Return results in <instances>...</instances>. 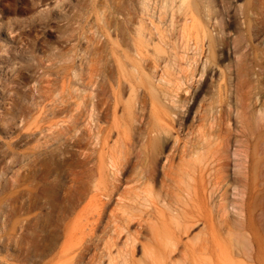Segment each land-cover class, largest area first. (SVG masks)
Here are the masks:
<instances>
[{"label":"rangeland","instance_id":"obj_1","mask_svg":"<svg viewBox=\"0 0 264 264\" xmlns=\"http://www.w3.org/2000/svg\"><path fill=\"white\" fill-rule=\"evenodd\" d=\"M154 1L153 4H151V0H147L146 3H151L145 4L144 0H0V264H88V258H85L78 263H76V261L73 262V256H75L74 251L77 248V245H75L74 242L67 243L66 236L73 235L76 232L75 226H77V218L75 214L71 216L65 211V198L68 195V191L72 190L71 200L73 204L77 202L79 195H81L91 182L90 172L88 171L90 165H93L95 162V164L98 165L101 157L106 159L107 162L109 161L110 156H114L115 158L117 156V159L123 158L122 152L124 155L125 150L128 154L130 153V148L132 153H130L131 157L129 154L127 156L134 161L140 159L141 162L143 161V164L145 163L146 165H141L140 160L139 163L133 161L136 166L139 165L136 167L130 160L135 167L132 166L134 170L131 168L130 173L132 174L127 173L125 175V182L122 184L121 190L129 189L132 186L138 190L136 192L146 191V189L139 183L133 184V182H130V179L136 175L137 169L139 171L138 175L140 173L142 174V172L146 174L145 169L148 168L147 164L153 161L156 163V171H158L156 172L158 175L155 173L156 182L157 184H160L162 180L161 178L163 177L162 165L163 163H166V159H164V156L166 155H170L171 158L172 156L174 157L172 158V163L174 162V166L172 165V172L178 173L176 171L179 168L178 171L182 172L180 175L184 176V173L187 170L193 168L192 171H190L193 172L196 170L195 174L198 176L199 183H201L199 169L204 166L205 171L203 170V173L205 174V181L202 183L205 184L210 191L213 188V186H211L213 176L210 173L213 167L212 162L215 161L214 158L217 156L219 157V154L222 152L223 154H220V162L223 161L222 159L226 162L222 163H225V167L227 166L226 168L224 167V175H227V180L225 182L228 184L226 185V183H223L224 186L221 185L222 187L219 189L225 197V202L224 197H221L223 198V201L222 199H217L218 203H216V205L219 206L220 201L221 206L228 205L226 213L228 218L226 217V219L232 223L237 220V212L232 207L236 206L237 208L240 206V198L238 196L239 189L236 185L240 188L243 181V175L240 172L241 169L239 168L237 156H239V153L243 148L244 151L247 149V143L251 146L252 150L257 139L260 144L263 139V136L259 137L256 136V134H250L251 129L256 128L257 125L264 126V115H257V117L255 116V112L252 114L251 107L247 108L250 101L246 100L245 94H249L247 97H254L256 94H259L261 100L258 102V107L264 108V0H210L212 4L209 0H197L198 4L200 3L199 7L200 10L202 9L203 14L196 18V26L198 27L200 23L203 24L204 21L208 30V37L203 40V43H206V53L208 54V41L213 38L215 40L212 41L221 43L222 46L226 43V46L224 45L225 48H223L224 46H219L220 53H215V61L214 58L213 61L215 64L214 69L216 70H208L207 73L204 72L203 76L198 74L200 76H196L193 80L192 84L194 85L191 87L193 89L185 91L188 93L182 92L184 96L180 93L179 95H182V98L181 96L179 97V95L177 98L178 101L180 100L178 103L179 110L182 111V114L184 111L185 114V117L182 116V120L180 121H182V124L184 125H190L189 127H192L191 130L194 132L190 134L187 141H196L201 137H207L210 141L207 142L210 145V148L208 147L210 150V152L208 151V154L210 156L207 154L203 163L192 158L193 156L191 157L193 161H189V159L187 160L186 157H184L186 160L183 158L184 162L186 161L185 167L188 165L191 166L187 167L189 169H185L184 166L182 168L180 165H184L181 161L183 159L180 160V156H174L176 155L174 151L170 152V150H176V139H180V144L187 139L183 133L179 132L180 129L178 124H176V122L166 121L167 128L171 131L168 135H165L164 140L162 139V142L159 144L160 154H155V150L151 146L152 135L149 133L151 124L148 122L151 119L147 118L150 117V109L152 108L150 100L147 99L148 104L145 106V108L147 107L148 109L144 108L143 112H141L142 110L140 109L142 108L139 109L136 104V113L134 110V114L129 117L125 110L127 105L125 103L131 99V91L128 85L129 80L123 77L125 89L124 87L123 89H118L117 82L114 80V78L118 79L119 72H131L132 77H129L128 75L127 77L131 78L132 82H138L137 72L150 71L147 67H142L139 71L135 70V72L137 71L136 73L134 72V69H131L133 63L132 60H138L139 58L135 53V48H132L133 46L135 47L134 39H136V34L134 33L135 31H131V29H135V27H138V25L141 24H149V20L150 18L152 19L153 16H156V21L158 20L156 19V11H158L157 7H161V4L165 0L162 2L161 0H157V2ZM142 2L144 4H142ZM158 2L160 4H158ZM206 2L208 4H206ZM154 3L157 5L156 7ZM174 4V9L176 10L175 0ZM123 5L124 7H122ZM143 5L145 7L148 5L147 9H145V7L143 8ZM149 7H151V9H148ZM101 8L103 9L100 10ZM210 8L214 11H211ZM113 9H115L114 12ZM143 9L147 10L145 13L148 12L146 14L144 13V18L146 17L145 19H148V21L143 18L142 15L144 14L141 15L142 11L144 12ZM166 9L168 14L165 13V17L169 15L171 10L170 8ZM203 9L204 11L206 10V14ZM148 10H153L151 11L152 14L149 13L150 11ZM154 10H156L155 15H153ZM115 11L117 13H115ZM104 12H106L107 15H105L106 13ZM131 13L132 15H130ZM174 13L176 16V12ZM150 15L153 16L151 17ZM206 15L212 19L209 17L207 18ZM135 16L137 18L136 20H139L138 25H136L138 22L134 21ZM169 16L168 17L171 19V15ZM204 16H206V18ZM131 17L134 19L133 21L135 23L129 20ZM169 18L167 20H165V18L164 21H160L159 24L158 20L157 25L162 27V29L165 27L171 29L172 27L169 25L172 23L168 22V20L170 21ZM102 19L103 22L101 21ZM106 19H108L109 24ZM174 19L176 21V17ZM207 19L209 21H207ZM152 20H154V18ZM105 21L108 26H110V23H113V25L111 24L113 28L108 30ZM119 21H121L123 27L125 25L126 28H122V25H119ZM165 21L166 23H164ZM175 21H172L174 22L172 26L175 28H172L174 29L173 31L176 30ZM167 22L169 24H167ZM181 22L182 20L180 22L178 21V24L180 23L178 26H182L181 24H183V22ZM208 23L209 25H207ZM119 26H121L122 32H120L121 30ZM112 29H114V31ZM123 29H125V31ZM124 32L129 33L130 35L127 34V36H125L126 33ZM190 32L193 34L191 37L194 39V36L197 35L196 28L192 27ZM172 33L174 34V37H176V32ZM102 34H108V40L102 45H99L97 44V39H99ZM165 34L167 35L166 31ZM98 35L100 36L96 38ZM129 36L133 41L128 38ZM102 37L104 38V36ZM174 37L172 39H174ZM126 38L131 42L127 41ZM121 39L122 42L124 40L126 44L124 42L123 44L120 41ZM167 39L169 43L176 41H171L172 39L170 40L168 37ZM94 41L95 43H92ZM171 43L170 47H174L173 49L176 50V45ZM192 43L193 41L191 44ZM141 48L144 57L151 62L155 57L153 46L150 45L147 48L141 46ZM175 50L170 51L169 48L168 51L171 52L169 55L172 54L176 58ZM94 51H96L95 53H97L98 56ZM112 51H114L117 56L114 55L115 53ZM121 51H123L122 53L124 55ZM178 51L181 50L177 48V54L179 57V59H177L178 61L176 59L172 60H175V64L180 67V64L182 63H178L181 58L179 54L183 53L184 55L185 51L183 49L182 53H179ZM183 55L181 56L185 59L186 56L184 55L185 57H183ZM108 56L110 59H108ZM123 58L125 59L123 60ZM183 59L181 62L183 61L184 63L186 61L185 63H187V58L185 61ZM203 60L205 61V58ZM96 63H100V67ZM111 63L113 65H111ZM184 64L182 66L186 65ZM142 66H144L143 60ZM178 66L173 67L175 68L174 70H176ZM179 67L174 73L173 68L171 67L172 71L170 73H180V75H176L184 77L186 75L190 77L193 75V71L191 70L193 67H191V69H189L190 67L187 68L188 66L185 68L182 67V69ZM179 69L181 70L177 72ZM94 70L96 72L99 71L101 74L99 75L100 78H98V86L101 88L100 91H102V88L103 90L106 88V95H110L113 90L118 95L119 104L115 106L112 99V101H110L112 105L111 109L115 108L116 110L113 109V111L110 109L109 116L107 115L100 119L101 123L102 121L104 122L103 119L107 118V120H105L104 123L102 122L101 125H103V127H112V131L109 134L104 132L100 135L99 145L93 146L87 143L86 140L83 141L86 143L82 142V148H89V153L92 155L90 158L92 163L86 165L82 163L83 156H81V148L73 146L74 139L72 137L74 136L75 130L71 131V129H80L77 135L81 133V130L84 134L88 133V127L86 125L87 121L85 120L84 122V119L86 118L85 108L89 106V101L85 99L87 106H84L81 102L83 100L81 97L84 94L83 89H85L84 87L87 89L88 83H85L87 81L82 80L80 72H95ZM189 70L190 74H187ZM186 71L187 73L185 74ZM112 74H117V77L113 75L114 77L112 76L113 78H111ZM103 76L105 78H103ZM152 77L156 87H159V90L162 89L164 87V82L161 81V85H159L157 78L155 79L158 82L154 79L153 75ZM172 77H174V75ZM101 82H107L110 86L108 85L107 87V84H105L104 88V84H99ZM219 84H223L224 88L228 91L229 102L231 104V110L229 111L231 112V114H229L231 127L229 128L231 129V133H229L230 135L227 134L225 127L222 129L221 137H223V142L219 140L221 137L218 136L219 132L217 131V133L215 130L217 127L211 128L209 127L210 124L208 122H200L196 120L195 117L196 111L200 110L201 103L208 105L213 102L212 97H216V94L213 95V93L217 92L216 89H218ZM141 90L142 89H139L140 92ZM123 93L125 94L124 97ZM188 96L193 99L189 105L186 103V98L189 99ZM79 98H81V100ZM162 99L164 100L163 96ZM77 103H80V105ZM181 103L186 105V107L181 109L180 105L182 107L184 106ZM75 107H78V110ZM140 113L143 114L141 115ZM132 117V120L137 119V123L135 120L131 123L132 120L130 118ZM144 118L145 120L147 119L148 122L145 121ZM57 121L59 124H57ZM63 121L65 122L63 123ZM144 124L147 125L145 126ZM135 125L137 127H135ZM141 129L146 131L139 133V130ZM175 131L176 134L174 133ZM186 132H188V130ZM143 133L147 135H144L146 138L143 136ZM204 133L207 135L210 133V135L206 136ZM141 135L144 139L140 138ZM215 137L216 139H214ZM167 140L168 142H166ZM218 140L221 142V145H219V147L221 146V152H217V154L213 152V150L217 149L215 147H218ZM242 141H244V144ZM245 141H247L246 144ZM121 143H123V145L125 144L126 149L125 146H123L124 148L122 147L123 149H120L122 146ZM129 143L132 144L131 147ZM211 143L214 146L213 150H211ZM243 145H245V147ZM127 146L130 148L128 149ZM115 149L119 157L117 154L116 156L111 155L115 153ZM140 153H142V156L139 155ZM214 154L217 155L215 156ZM235 154L237 155L235 156ZM211 155L213 160L210 161V158L212 159ZM176 157H179V159ZM146 158H149L147 162H145ZM194 159L197 164L194 162ZM178 160H180L182 164L179 163ZM239 160H241L240 156ZM175 163H179L180 165ZM110 169L109 165L108 167L106 165L105 173L107 179L111 178L109 177L112 174ZM97 171L98 168L96 167V171L94 172L96 179L98 178ZM138 175L135 177H138ZM174 176H176V174ZM255 176H257L255 183L258 184L257 188L254 189V193L257 197L251 201V206L256 208L253 214H259L260 208L264 205L262 199L264 188L262 180L263 175L257 173ZM145 178L146 177H144V180ZM144 180L141 179V182ZM184 180H187V178L185 177ZM142 183L144 184V182ZM181 185L184 189L185 185L183 183H181ZM232 185L233 188H231ZM153 186L154 188L157 187H155L154 183ZM139 188H141V190ZM135 189H133V191ZM182 197L180 203L181 207L182 205L183 207L185 206V202L193 203L184 192ZM206 202L205 209L213 211L212 215L214 216V219H216L221 207L219 206V209L211 208V201ZM112 207L114 208L115 204H112L111 208ZM120 210L117 212L121 213L122 211ZM251 225L252 232L255 233L257 237L255 251L258 252V241L264 240V223L259 221L257 215L255 219H253ZM200 227L202 228L201 221L195 223V226L191 228L193 231H190L191 229L189 230V235H183L182 233L176 236V233H174L171 234L173 235L171 236L168 232L162 233L159 238L161 250L168 252L171 249L169 239L170 237L174 238L178 243L177 244L174 241L175 246L179 245L180 248L177 246L174 247L177 249L171 254V256L175 257L173 259H176L177 261L178 259L182 260L184 257L182 258V256H179L177 253L184 251L186 245L192 244L193 237L200 235ZM133 229L132 231H134ZM188 232L185 234H188ZM215 236L211 238L209 244L210 253L208 254V257L213 264H235L240 262V259H236L237 261L231 260L226 254L227 247L229 248L231 241L229 242L224 234L221 235L222 237L219 235ZM217 238H219V242H217ZM122 243L120 247H123ZM122 247L120 249H122ZM263 249L264 244H262L259 251V260L256 261L255 264H264ZM140 255L139 252H136L135 254L136 258ZM180 262L182 263L183 260ZM192 262L195 263L194 259L191 255H188L187 259L186 257L184 258L182 264H190Z\"/></svg>","mask_w":264,"mask_h":264},{"label":"bare ground","instance_id":"obj_2","mask_svg":"<svg viewBox=\"0 0 264 264\" xmlns=\"http://www.w3.org/2000/svg\"><path fill=\"white\" fill-rule=\"evenodd\" d=\"M144 1H145V4H148L151 2H152L151 4H153L154 0L153 1L151 0V2H148V3H146L147 0H144ZM148 1H150V0H148ZM162 1H164V0H161V2ZM175 1H176V10L174 9V5H175L174 0H170V1L165 0L164 1L165 3L163 2L161 4V7H159V6L157 7L158 11H156L157 9L155 8L157 5H155V3H154L155 7L153 5V7L156 9V10H154L153 15H155V11H156V13H157L156 19L159 20V21L157 20L158 24L160 23V21H162V20L164 21L165 18H166L165 20H167L170 17L169 15H171V19L169 18L170 21L168 20V22L169 23L171 22L172 24H170L169 26L174 28L172 26L174 22H172V21L173 20L175 21L174 18L176 17V21H175L176 22V30L175 31H173L175 28L174 29H172V28L167 29V27H165V28L163 27L164 29H162V27L157 25V21L155 20L156 16L154 17L153 15H150V16L151 17L153 16L154 20H152L153 18L151 19L148 16L150 18V20H149L150 23L148 22L149 24L138 25L139 20L138 21L136 20L137 19L136 16L134 17L135 20L132 17H131L132 19L131 18L129 19L130 21L134 20V21L138 22L136 24V25H138V27H135V29L134 28L131 29V27H130L131 31L134 30L135 31L134 33L136 34L135 35L136 39H134L135 40V47L134 46L132 47V48H135L134 50L136 52L135 51H133V52H135L136 55L139 57L138 60H132L133 63H132V65L130 64L132 66L131 69L132 70L134 69V72H135V70L139 71V69H142V67H145V68L147 67L150 71H148V72H137L136 71L138 73V75H137L138 82H135V81L132 82L131 78L127 77V75L129 77H132L131 72H119L120 74L118 76V79L116 78L117 79L116 80L114 78V80H115V82H117L116 84H117L118 89H123V87H124L123 77L129 80V81L128 80L127 81H128L129 89L131 91V99L127 103H125V104H127L125 110L128 113L129 117H131V115L134 114V110L136 113V110H137V107L135 109L136 104L138 105L139 109L142 108L140 110H142L141 112H143L145 106H147V104H148L147 99L150 100V102L152 104V108L150 109V117H147V118L148 119L150 118L151 120L149 122L147 119L145 120V118H144V120L147 121L149 124H151L149 133L152 135L151 136V140H152L151 146L155 150V154H160L159 144L162 142V139L164 140L165 135H168L171 131L169 128H167V125H166L167 124L166 121L168 120L170 122H176V124H178L179 129H180L179 132L183 133L184 136L187 138L181 144L179 142L180 139H176L175 140L176 150H170V152L174 151V153H176V155H174V154L173 155L174 156H180V160L183 159L184 157H186L187 160L189 159V161H193L191 159V157L193 156L192 158H195L199 162L203 163L204 160L206 159L205 156L207 157L208 151L210 152V150H209L210 145L207 143L209 141V139H207V137H206V136H209L210 133L208 135L206 133H204V135L206 134V136H205L206 138L201 137L196 141L195 140L194 141H192V140L187 141L188 138L190 137V134L194 133V132H193V130H191L192 127H189L190 125L189 126H187L188 124L184 125V124H182V121H180V120H182V116L185 117V114H184V111L182 114L181 113L182 111L179 110L180 108H179L178 103L180 102V100L178 101L177 98H178V95L180 93H182V92L184 93L185 91H189L190 89H193V88H191L192 85H194L192 83H193V80L196 76L197 77L200 76L198 74H201V76H203L204 72L207 73L208 70L212 71V69L215 68L214 67V65H215L214 64V61H215L214 56H215V53H220L219 49L222 45H221V43H216V42L212 41V40H215L213 38L212 40L208 41L209 43L207 44L208 45V54H207L206 53L207 49L205 48L206 43H203V40L206 37H208L207 26L204 23V21H203V24L200 23L198 27L196 26V21H197L196 18L198 16H202V14H203L202 9L200 10V7H199L200 3L198 4L197 0H178V1L175 0ZM154 2H157V0H155ZM210 3H211V1H210ZM142 4H144V3L142 2ZM158 4H160V3L158 2ZM206 4H208V3L206 2ZM146 6L148 7V5H146ZM122 7H124V5ZM144 7L145 6L143 5V8ZM147 7H145V9H147ZM209 7H211V6H209ZM81 8H83V7H81ZM85 8H87V7H85ZM99 8H100V6H99ZM166 8L171 9V10L169 9L170 13L168 15L169 17L167 16L168 18L165 17V13L168 14ZM102 9L103 8H101L100 10H102ZM145 9H143L144 12L143 11H142V13L140 12L141 15L144 14L145 11H147ZM148 9H151V7H149ZM114 10L115 9H113V12H114ZM210 10H211V8H210ZM148 11H150L149 13H151V11H153V10H148ZM203 11H204V9H203ZM211 11H214V10H211ZM106 12H104V13H106ZM174 12H176V16H175ZM110 13H108V14H110ZM115 13H117V12L115 11ZM146 13H148V12H146ZM204 13L206 14V10L204 11ZM81 14H83V13H81ZM145 14L142 15L143 18L145 16ZM105 15H107V13ZM130 15H132V13ZM108 16H110V15H108ZM111 16H112V14H111ZM206 16H204V17L206 18ZM208 17L209 16H207V18ZM178 18H179V20H178ZM209 18H211V17H209ZM126 19H128V18H126ZM106 20L108 21V19H106ZM181 20H182L183 24H181L182 26H178L180 24V23L178 24V21L180 22ZM101 21L103 22V19ZM146 21H148V19ZM207 21H209V20L207 19ZM122 22H123V20H122ZM168 22H167V24H169ZM119 23H120L119 25H122V28H126L125 25L123 27V24L121 23V21H119ZM164 23H166V21ZM209 23L207 25H209ZM105 24H106V21H105ZM108 24H109V21H108ZM108 24H106L108 30L113 28V26H111V24L113 25V23H110V26H108ZM115 25H116V23H115ZM130 25H131V23H130ZM132 26H133V24H132ZM119 27L121 30V26H119ZM119 27H118V29H119ZM192 27H195L197 30V33H196L197 35L194 36V39L191 37L193 34L190 32ZM114 29H116V28H114ZM114 29H112V30L114 31ZM123 30L125 31V29H123ZM165 31H166L167 35L165 34ZM120 32H122V30ZM172 32H176L175 33L176 37H174V34ZM212 32H213V30H212ZM124 33H126V32H124ZM124 33H123V35H124ZM112 34H113V32H112ZM114 34H115V32H114ZM127 34L130 35L129 33H126L125 36H127ZM210 35H211V33H210ZM99 36L100 35H98L96 38H98ZM102 36H104V38ZM107 36H108V34L107 35L102 34L99 37V39H97L98 40L97 44L102 45L105 41L108 40ZM172 36L174 37V39H172L173 38ZM167 37L170 40L172 39L171 41L176 40L173 43L170 42L171 44L176 45V50L173 49L174 47H172V48L170 47L171 45H170ZM128 38L132 40V38L130 36ZM128 38H126V40ZM114 39H116V38H114ZM120 41L122 42V39ZM127 41L131 42L130 40H127ZM192 41H193V43L191 44ZM123 42H124V40H123ZM219 42H220V39H219ZM92 43H95V41ZM225 44L226 43H224V45ZM150 45H152L154 48V56H155L154 59L151 60V62L149 61V59L144 57V55L142 54L143 52H142V48H141V46L144 48H147ZM225 46L223 48H225ZM127 48H128V46H127ZM169 48H170V51L175 50L176 58L172 54L169 55V53H171L168 51ZM177 48H179L181 50V51H178L179 53H182V49H183L185 51L184 55L186 56L185 57L183 55V53L179 54L181 58H180V62H178V63L179 64L182 63V64H180L181 69H182V67L185 68L187 66H188L187 68L190 67L189 69H191V67H193L191 69L193 71V75H191V77L187 76V75L185 77L184 76H177V75H180V73L177 74L176 72L175 73L177 75L170 73L172 71L171 67L173 68L175 66H178L177 64H175L176 63L175 60H172V59H176V60L179 59L178 54H177ZM93 49H94V46H93ZM96 50H98V49H96ZM95 52L96 51H94V53ZM112 52H114V51H112ZM122 52L123 51H121V53ZM95 54L97 55V53H95ZM114 55H116V53ZM181 55H183V57H185V59H183ZM124 57H126V56H124ZM186 58H187V63H185ZM204 58H205V61L203 60ZM213 58H214V61H213ZM101 59H103V58H101ZM108 59H110L109 56H108ZM124 59L125 58H123V60ZM182 59L185 61L184 63L186 65L183 63V61L181 62ZM142 60H143L144 66H142ZM100 61H102V60H100ZM108 62H109V60H108ZM145 63H146V66H145ZM96 64L100 67V65H99L100 63H96ZM183 64L185 66H182ZM111 65H113V64L111 63ZM178 67L176 68V70L178 69ZM105 69H106V67H105ZM174 69L175 68H173V73H174V71H176ZM181 69H179L177 72H179ZM185 70H183V71H185ZM214 70H216V69H214ZM186 73H187V71L185 72V74ZM80 74H81L82 80L87 81L85 83H88V86H89V88L87 86V89H86V87H84L85 89H83V87H82V89L84 91V94L82 93L83 94L82 97L80 95H78L83 99L81 102L84 104V106L86 105L85 99L89 101V103H88L89 106L86 105L88 109L85 108L86 109V118L84 119V122H85V120L87 121L86 125L88 127V133L84 134L81 130V133L77 135V133L80 131V129H71V131L75 130L74 136L72 137L74 139V141H73L74 145L73 146H78L81 148V150H82L81 156H83V159L81 158L82 163L87 165V164L92 163V160H90L92 155L89 153V151H90L89 148H82V142L84 140H86L87 143H89L93 146L99 145L100 135L104 132H107L109 134L112 131V127H110V128L109 127H103V125H101L103 121L100 123V119L103 117H106L107 115L109 116V112H110V109L112 106L110 101H112V99H113V103L115 104V106H117L119 104V98H118V95L113 90H112V93L110 95H106L107 91L105 93V90H106L105 84H107V82L99 83V84H104V86L103 85L102 86L105 88V90H103V88H102V91L104 93L102 91H100L101 88H100V86H98V81H99L98 78H100L99 75H101V74L99 71L98 72H96V71L95 72H80ZM187 74H190V70L188 71ZM113 75L117 77V74L116 75L112 74L111 78L114 77ZM152 75L154 76V79L157 78V80L159 81V85H161V81L164 82L163 83L164 87L162 89H160L161 91L158 89L159 87H156V85L154 84V82L152 80L153 79ZM173 75H174V77H172ZM103 78H105V77L103 76ZM195 80H197V79H195ZM104 81H106V80H104ZM108 85L109 84H107V87H108ZM216 86H217V84H216ZM124 89H125V87H124ZM139 89H142L141 92L139 91ZM216 90H217V92L213 93V95L216 94V97L215 96H214V98L212 97L213 102H211L208 105H205V103H201L200 104V110L196 111L195 117H196V120H198L200 122L201 121L208 122L210 124L209 127H211V128L217 127L215 130H216V132L217 131L219 132L218 136L221 137V131H222V129H224V127L226 129L227 134L231 133L230 119H229V114H231V112H229L231 110V104L229 102L228 91L224 88L223 84L222 85L219 84L218 89H216ZM191 91H193V90H191ZM195 91H197V90H195ZM185 93H188V92H185ZM124 95L125 94L123 93V97H124ZM245 95H246L245 96L246 100L250 101V103L247 105V108L251 107L252 114H254V112H255V114H256L255 116L264 115V108L258 107V102L261 100V96L259 94H256L254 97H249V96L247 97V95H249V94H245ZM162 96L164 97V100L162 99ZM180 96L182 98V95H179V97ZM183 96H184V94H183ZM192 96H193V94H192ZM81 98H79V99L81 100ZM188 98H189V96H188ZM186 100H187L186 101L187 105L190 104L191 100L193 101L192 98H189V99L186 98ZM201 102H203V101H201ZM77 104L80 105V103H77ZM181 104H183V103H181ZM79 105H77V106H79ZM149 106H150V104H149ZM180 107L182 109V108H185L186 105H184L183 107L180 105ZM113 109H115V108H113ZM113 109H111V110H113ZM145 113H144V115H145ZM140 114L142 115L143 113H140ZM136 117H137V115H136ZM257 117H256V119L258 121ZM123 118H124V116H123ZM130 119L132 120L133 117ZM103 120L105 122V120H107V118H105ZM134 120H132L131 123H133ZM179 121H180V123H179ZM64 122L65 121H63V123ZM55 123H54V125H55ZM136 123H137V121H136ZM144 123H146V122H144ZM57 124H59L58 121H57ZM122 127H123V125H122ZM135 127H137V126L135 125ZM146 129H147V127H146ZM141 130H139V133L146 131V130H142V131ZM187 130H188V132H186ZM131 133H133V132H131ZM174 133L176 134V131ZM128 134H130V133H128ZM202 134H203V132H202ZM250 134H252V135L256 134V136H259V137L263 136V139H262L261 144L259 143V140L257 139L256 143L253 145L252 150H251V146L247 143V141H245V144L247 143V145H246L247 149L244 151L243 150L244 148H243L241 150L242 153L241 152H240L241 154L239 153L241 160H239V156H237L238 157L237 160L239 161V168L241 169L240 172L243 175V177H242L243 181L241 183L242 185L240 188H239V186L236 185V187H238V189H239L238 196L240 198V204H239L240 206L236 208V206H235L236 204H235L234 205L235 207H232L237 212V217H238L237 220L234 221L235 223L229 222L226 219V217H227L226 213H227L228 205L227 206H221L220 205L221 201L219 203V206L221 207L220 209L218 208L219 206L216 205V203H218L217 199H222V201H223V198H221V197H224V195H222V193H221L222 191L219 189H220V187H222L221 185H223V183H226L225 181L227 180L226 179L227 175L226 174H225L226 176L224 175V167H225L226 162L224 161V159H222L223 160L222 162H225V163L220 162L221 161L220 154H223V153L221 152V149H220L221 146L219 147V145H221V142H223V140H222L223 137H221V139L218 138L219 140H221V142H219V140H218L219 144L218 145L216 144L218 146V147H215V148H217L216 150H213L214 146L211 143V145H212L211 150H213V152H215V153H217V152L218 153L221 152V153L219 154V157L218 156L215 157L218 153L214 154L215 155L214 156L215 161L212 162L213 167H212V170L210 172L213 176V179L211 181L212 182L211 186H213V188L210 191H209V188H207L206 185L202 183L205 181V174L203 173L204 166H202L199 169V176L201 179V183H199L198 176L195 174L196 170L191 172L193 168L190 169L191 171L187 170L185 172V170H184V172H185L184 176L187 178V180H184L185 177L180 175V173H182V172L178 171L179 168L177 169V171L175 170L176 167H175V169H173L174 171H176L178 173L172 172V165L174 163V162L172 163V158H174V157L172 156V158H171L170 155L164 156L165 157L164 159H166V163H163V165H162V168H163V170H162L163 175L162 176L163 177L161 176L162 180H161L160 184L158 183L159 185L157 184L156 177H155V173L158 172V171H156V166H155L156 163H154L152 161L151 163L147 164L148 170L145 169V167H144V169L146 170V174L142 172V174L140 173L141 175L140 174L138 175L139 171L136 168L137 169L136 175H138V177H135L136 176L135 175L134 177H132L130 179V182H133V184L139 183L140 185H142L146 189V191L144 190V191L136 192L138 190L132 186L129 189H123L122 188L123 190H121L122 184H124V182H125V178H126L125 175L127 173H130L132 166L133 167L136 166L134 162L139 163V160H140V159L139 160L136 159L138 161H134L127 156L129 154V156L131 157V155H130V153H131L130 149L131 148L130 147L132 144L129 143L130 147H128L129 145L127 146L128 149L130 148L129 149L130 153L127 154L126 151L124 150L125 154L123 155V152H122L123 158L117 159L116 149H115V153L111 154V155H115L116 158L114 156H110V158H109V156H108L109 161L107 162L106 159L101 157L98 165H96L95 164L96 162H95V163H93V165H90L88 167L89 168L88 171L90 172L91 182L84 189V191L81 193V195H79L77 202H75L73 204V202L71 200V191L72 190L68 191V195L65 198V203H64L65 211L67 212L68 215H71V216L75 214L76 218H77V226H75L76 232L73 235H67L66 236L67 237L66 238L67 243L74 242L75 245H77V248L74 251L75 256H73V262L76 261V263H78V262L82 261L83 259L88 258V264H104V263H106V264H182L184 262V258L186 257V259H187V256L191 255L192 258L194 259L195 263L192 262L190 264H213V262L208 257V254L210 253L209 244L211 242V238H213V236H215V235L221 236L224 234L227 237V240L229 242L231 241V245L229 246V248L227 247V250H226L227 256L231 260L240 259L239 260L240 262H237L235 264H255L256 261L259 260V251L262 247V244H264V240L258 241V245H259L260 249L258 248V252L255 251V243L257 242V237H256V234L252 232L251 223L253 222V219H255V217L257 215H258L259 221L264 223V205L260 208L259 214H257V213L253 214V212L256 208L251 206V201L257 197V195L254 193V189L257 188V184H258V183H255V181L257 180L256 179L257 176H255V175H257V173H259V175L260 174L263 175L262 180H263V186H264V126L263 125H261V126L257 125L256 128L251 129ZM137 135H138V133H137ZM137 135H136V137H137ZM144 135H146V134L143 133V136ZM143 136L141 135L140 138L142 139ZM136 137H134V138H136ZM210 139H212V138H210ZM214 139H216V137ZM224 141H225V139H224ZM122 142H123V140H122ZM166 142H168V140ZM211 142H212V140H211ZM83 143H86V142H83ZM117 143H118V141H117ZM242 143L244 144V141H242ZM121 144H122V146L120 147V149L123 146H125V144L124 145H123V143H121ZM114 145H116V144H114ZM243 146L245 147V145H243ZM172 147H175V146H172ZM114 148H115V146H114ZM120 149H119V151H120ZM125 149H126V146H125ZM171 149H173V148H171ZM143 152H146V151H143ZM139 155L142 156V153H140ZM147 155H148V153H147ZM152 155H153V153H152ZM161 155H163V154H161ZM236 155L237 154H235V156ZM136 156H138V155H136ZM141 156H139V157H141ZM208 156H210V155L208 154ZM118 157H119V155H118ZM211 157H212V155H211ZM222 157H224V156H222ZM141 159L144 160L142 157H141ZM148 159L146 158L145 162H147ZM177 159H179V157ZM184 159L181 160L184 163V165L180 162V160H178V161L182 165H180L179 163H175V164L180 165L182 168H183V166L185 167L186 161L184 162ZM195 159H194V162H196ZM130 160L132 162L134 161L133 164L135 166L132 164V162ZM211 160H213V157H212V159L210 158V161ZM233 160H234V158H233ZM210 161H208V162H210ZM140 162H141V160H140ZM138 163H136V164H138ZM236 163H237V161H236ZM144 164L142 161L141 165L144 166ZM196 164H197V162H196ZM106 165H107V167L109 165V167L111 168L110 171H112V174L110 173L111 175L109 176V177H111L110 179L106 178V173H105ZM187 165H188V163H187ZM233 165H231V166L234 167ZM235 165H237V164H235ZM137 166H139V165H137ZM96 167L98 168V171H97L98 172L97 173L98 178L97 179H96L95 173H94L96 171ZM187 167H191V166L188 165ZM187 167H185V169ZM187 169H189V168H187ZM157 170H159V169H157ZM174 173L176 174V176H174L175 175ZM130 174H132V173H130ZM134 174H135V172H134ZM144 174L147 176H145ZM156 175H158V174L156 173ZM144 177H146L145 180H144ZM141 179L144 180V181H142V182H144V184L141 182ZM153 183L155 184V187L157 186L156 188H154ZM181 183H183L185 185L184 189L182 188ZM227 184L228 183H226V185ZM209 186H210V184H209ZM224 188H226V187H224ZM231 188H233V185ZM133 189H135V190L133 191ZM139 189L141 190V188H139ZM183 192L186 194V196L189 198L190 201H193V203L185 202L184 203L185 206L183 207V205H182V207H181L180 203H181V198H183L182 197ZM262 199L264 201V188H263ZM206 201H211L210 202V204L212 206L211 208H218L219 209L218 215L216 216V219H214V216L212 215L213 211H208L207 209H205L206 203H207ZM224 202H225V197H224ZM112 204H115L114 208L113 207L111 208ZM118 210H120L122 212L121 213L117 212ZM229 212H228V214H229ZM216 214H217V212H216ZM199 221H201V224H202V228L200 227L201 228V230H200L201 233H199L200 235L197 237H193L192 244L186 245L184 251H180L181 253H179V252L177 253L179 256H182V258L184 257L182 259L183 260L182 263L180 262L182 260L178 259V261H177L176 259H173L175 257L171 256V254H173V252H175V250L177 249V248H174L177 246V245L175 246V243H177V242L174 240V238L170 237V239H169V243H170L169 245L171 246L170 247L171 249L168 252H166L165 250H161V246L159 244V238H160L162 233L168 232L170 235L176 233V236H178L179 234H182V233H183V235H189L190 231H193L191 228L193 226H195V223H197ZM132 229L134 231H132ZM187 232H188V234H185ZM146 235H148V236H146ZM171 236H173V235H171ZM221 237H220V239L222 240ZM217 239H218L217 242H219V238H217ZM123 240H124V242H123ZM166 241H168V240H166ZM174 241H175V243H174ZM214 241H215V239H214ZM121 243L123 244V247L121 246L122 249H120ZM177 247H179V245ZM222 250L225 251L224 249H222ZM136 252H139L141 254L137 258L135 256ZM263 254H264V249H263Z\"/></svg>","mask_w":264,"mask_h":264}]
</instances>
